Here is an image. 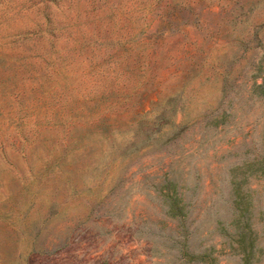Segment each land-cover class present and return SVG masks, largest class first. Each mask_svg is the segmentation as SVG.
<instances>
[{
    "label": "rangeland",
    "instance_id": "1",
    "mask_svg": "<svg viewBox=\"0 0 264 264\" xmlns=\"http://www.w3.org/2000/svg\"><path fill=\"white\" fill-rule=\"evenodd\" d=\"M263 168L264 0H0V264H264Z\"/></svg>",
    "mask_w": 264,
    "mask_h": 264
},
{
    "label": "trees",
    "instance_id": "2",
    "mask_svg": "<svg viewBox=\"0 0 264 264\" xmlns=\"http://www.w3.org/2000/svg\"><path fill=\"white\" fill-rule=\"evenodd\" d=\"M258 87H259V88H262L261 85H258ZM262 92H263V90H262ZM263 169H264V168H263Z\"/></svg>",
    "mask_w": 264,
    "mask_h": 264
}]
</instances>
